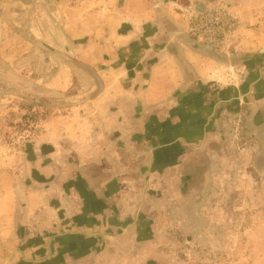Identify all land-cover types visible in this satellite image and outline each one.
<instances>
[{
    "label": "crops",
    "instance_id": "1",
    "mask_svg": "<svg viewBox=\"0 0 264 264\" xmlns=\"http://www.w3.org/2000/svg\"><path fill=\"white\" fill-rule=\"evenodd\" d=\"M87 1L59 5L97 91L44 121L21 164L0 157V264H166L153 198L167 182L177 197L201 190L189 182L228 162V113L264 139V26L246 42L256 52L220 56L183 32L177 12L223 1L258 15V0ZM229 60L246 73L227 86L217 76ZM253 157L263 171L264 144Z\"/></svg>",
    "mask_w": 264,
    "mask_h": 264
},
{
    "label": "rangeland",
    "instance_id": "2",
    "mask_svg": "<svg viewBox=\"0 0 264 264\" xmlns=\"http://www.w3.org/2000/svg\"><path fill=\"white\" fill-rule=\"evenodd\" d=\"M77 2L0 0V115L3 116L0 117V157L7 163L15 156L21 164L24 157L21 152L50 116L75 104L81 106L97 91L93 89L97 85L95 78L77 64L79 43L69 34L72 27L66 26L70 14L64 13L63 8ZM102 2L88 0L84 5ZM255 3L260 6L254 10L258 15L250 13V16L246 13L248 8L237 6L236 9L223 1L211 7L227 6L240 22L234 37L221 46L213 47L203 41L201 32L191 31V16L204 13L201 5L180 7L179 24L188 37L211 46L220 56L232 55L235 48L234 54L252 52L254 46L249 45L248 50L246 44L251 41L256 44L264 26V0ZM59 4L64 5L62 10ZM229 61L236 65L223 66L217 76L227 86L237 84L246 73L243 64ZM240 114L228 113L224 119L228 162H217L214 171L207 172V182H189L191 186L200 184L201 190L192 192L185 186L184 196L177 197L167 182L162 187L163 200L153 198L154 204L149 205L150 212L156 210L157 227L162 230L164 263L264 264V170L253 162V155L261 150L264 139L256 128L241 121ZM218 144L217 147L224 146L219 141ZM25 154L28 161L37 157ZM209 165L205 164L201 170L208 171ZM169 195L172 197L167 198Z\"/></svg>",
    "mask_w": 264,
    "mask_h": 264
},
{
    "label": "built area",
    "instance_id": "3",
    "mask_svg": "<svg viewBox=\"0 0 264 264\" xmlns=\"http://www.w3.org/2000/svg\"><path fill=\"white\" fill-rule=\"evenodd\" d=\"M239 23L238 17L231 14L227 6L213 7L190 18L191 31L201 32L203 41L213 47L228 43L239 28Z\"/></svg>",
    "mask_w": 264,
    "mask_h": 264
},
{
    "label": "water",
    "instance_id": "4",
    "mask_svg": "<svg viewBox=\"0 0 264 264\" xmlns=\"http://www.w3.org/2000/svg\"><path fill=\"white\" fill-rule=\"evenodd\" d=\"M205 47H206L207 49H209V50H212V47L209 46V45H206Z\"/></svg>",
    "mask_w": 264,
    "mask_h": 264
}]
</instances>
